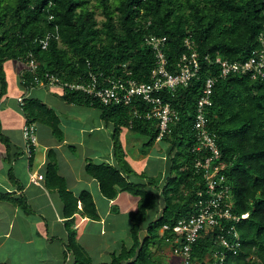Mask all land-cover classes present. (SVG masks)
Returning a JSON list of instances; mask_svg holds the SVG:
<instances>
[{
    "label": "trees",
    "instance_id": "obj_1",
    "mask_svg": "<svg viewBox=\"0 0 264 264\" xmlns=\"http://www.w3.org/2000/svg\"><path fill=\"white\" fill-rule=\"evenodd\" d=\"M261 32L264 0H0V101L8 88L6 66L12 61L25 63L21 77L30 89L37 85L36 80L47 81L50 74L64 83L74 82L87 78L91 71L117 75L124 64L132 77L150 81L156 57L146 37L152 33L167 37L165 52L171 70L188 49L187 37L198 51V77L176 91H163L180 113L171 132L161 139L168 144L169 169L164 178L161 174L147 181L130 180L124 166L107 162L87 165V172L99 181L106 197L113 199L126 191L137 199V208L129 213L131 244H123L109 261L99 264H169L153 249L155 244L169 243L161 228L194 213L199 191L205 190V178L196 161L208 152L193 150L197 144L193 122L197 100L209 76L217 77L213 103L207 110L209 128L226 163L234 211L249 213L238 222L224 223L226 227L235 225L241 243L237 253L228 251L224 260L218 259L215 264H264V79L253 78L250 73L222 77L218 64L206 58L220 54L229 60H244L260 45ZM45 39L46 48L42 44ZM29 60L37 63L35 71L27 69ZM64 90L69 101L101 108L117 131L129 126L133 132L147 136L146 143L153 144L157 139L156 123L134 114L136 109L148 108L145 101L136 98L129 104L105 105L79 90L68 86ZM22 106L28 121L49 123L60 134L59 118L50 106L31 97H26ZM116 153L124 162L121 145ZM48 174L59 180L56 185L65 201L66 216L79 212L99 218L90 192L76 196L55 164H49ZM69 232L68 249L75 257L72 264H94L78 242L76 231ZM215 232L203 233L195 242L194 261L213 264L212 253L219 247ZM227 237L234 241L232 235Z\"/></svg>",
    "mask_w": 264,
    "mask_h": 264
},
{
    "label": "crops",
    "instance_id": "obj_2",
    "mask_svg": "<svg viewBox=\"0 0 264 264\" xmlns=\"http://www.w3.org/2000/svg\"><path fill=\"white\" fill-rule=\"evenodd\" d=\"M25 66L19 60L7 64L8 88L0 101V133L5 137L0 135V264H72L75 257L68 249L70 229L76 231L78 242L88 251L94 264L104 262L111 255L106 260L109 261L123 244H131L132 220L127 242L109 236L107 223H113L109 228L116 230L114 208L117 209L124 197L122 202L134 201L133 211L137 208V199L126 191L119 192L113 199L106 197L99 181L87 172V165L107 162L124 166L130 180L142 178L144 181L158 176V169L154 170V175L146 174L150 161L129 150L131 127L117 131L114 121L107 120L101 108L67 100L60 85L37 84L27 89L21 77ZM26 97L38 99L54 110L59 118L60 134L49 123L28 121L22 106ZM26 123H34L37 128L38 143L32 157L26 152ZM153 144L155 156L163 160L161 174L164 178L169 169L168 144L157 139ZM118 145L124 151V162L117 158ZM50 163L56 165L67 188L76 196L83 191L92 194L98 219L79 212L66 216L65 201L56 185L59 180L48 174ZM33 172L44 175L39 184L30 180ZM79 207H82L81 201Z\"/></svg>",
    "mask_w": 264,
    "mask_h": 264
},
{
    "label": "built area",
    "instance_id": "obj_3",
    "mask_svg": "<svg viewBox=\"0 0 264 264\" xmlns=\"http://www.w3.org/2000/svg\"><path fill=\"white\" fill-rule=\"evenodd\" d=\"M167 37L154 33L146 37V43L151 45L155 57L156 66L152 70L151 80L144 81L132 77V71L123 70L117 75L103 74L91 71L87 78L62 82L57 76L50 74L48 80H36L39 85H60L85 94L99 100L102 104H129L134 99L145 101L148 108L144 111L136 109L135 116L146 118L155 122L158 128L157 140H161L166 133L171 132V125L180 119L179 110L163 94V91H176L178 87L188 85L198 77L200 71V59L198 51L194 48L192 40L187 37L185 43L188 47L175 64V69L169 68V60L165 52ZM260 45L255 47L244 60H229L216 54L214 58L208 55L206 58L218 64L220 76L230 73H250L253 78L264 79V32L259 35ZM46 48L48 40L42 41ZM38 65L35 61L27 62V69L35 71ZM216 76H209L203 87V92L197 100L194 114L193 127L196 131L197 144L193 150L204 151L208 154L196 161V167L203 172L205 178V190L199 191V198L195 202L196 211L183 216L173 225L167 223L161 228L166 233V240L172 245L175 253L183 256V264H200L193 259V246L201 234L208 231L215 232L217 249L213 251L214 262L224 260L228 251L237 253L240 245V236L235 225L225 226V222H238L249 213L238 214L234 211V196L232 184L225 172L226 163L221 160L222 153L217 144L215 134L209 128L208 107L212 105ZM24 136L28 141L27 156L32 157L33 150L38 143L37 128L34 123H26ZM44 175L33 172L30 180L39 184ZM217 229L219 231L217 232ZM232 235L234 241L228 239Z\"/></svg>",
    "mask_w": 264,
    "mask_h": 264
},
{
    "label": "rangeland",
    "instance_id": "obj_4",
    "mask_svg": "<svg viewBox=\"0 0 264 264\" xmlns=\"http://www.w3.org/2000/svg\"><path fill=\"white\" fill-rule=\"evenodd\" d=\"M98 18H102V15L98 13ZM11 64V63H10ZM10 73H12L11 68H9ZM10 76V75H9ZM128 135L132 141V144L130 145L129 150L131 152L136 151L138 154H140L141 158H144L146 156L147 160L149 162L148 170H146V174H153L154 175V170L158 169L157 175L159 173H162V167H163V160L162 158H158L155 156L154 150V144H149L146 143L148 140L147 136L135 133V132H128ZM121 153V152H120ZM157 158V159H155ZM166 164V162H165ZM129 193V192H128ZM134 196V195H133ZM122 197V201H123ZM134 198V197H133ZM120 202L121 204L117 206V209L113 211L114 214L117 216L116 223H114L116 230L110 229V225H113L110 221L107 223V228H108V235L109 236H117L119 240H123L125 242L129 241V235H130V225H131V218L129 215V212L134 209L135 204L134 201H125ZM114 234V235H113ZM117 247V246H116ZM153 249L156 250V253L165 258V260L169 264H183V256L181 254L175 253L173 251L172 245L170 243H160V244H155L153 246ZM110 256L105 258L104 261L108 260Z\"/></svg>",
    "mask_w": 264,
    "mask_h": 264
},
{
    "label": "water",
    "instance_id": "obj_5",
    "mask_svg": "<svg viewBox=\"0 0 264 264\" xmlns=\"http://www.w3.org/2000/svg\"><path fill=\"white\" fill-rule=\"evenodd\" d=\"M116 210V208H114Z\"/></svg>",
    "mask_w": 264,
    "mask_h": 264
}]
</instances>
